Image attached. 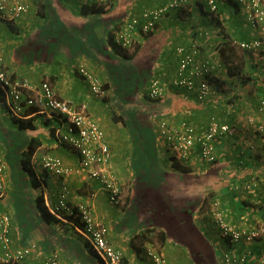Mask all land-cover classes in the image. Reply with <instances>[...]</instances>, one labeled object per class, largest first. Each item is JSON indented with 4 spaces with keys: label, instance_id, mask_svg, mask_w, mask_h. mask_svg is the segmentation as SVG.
<instances>
[{
    "label": "crops",
    "instance_id": "crops-1",
    "mask_svg": "<svg viewBox=\"0 0 264 264\" xmlns=\"http://www.w3.org/2000/svg\"><path fill=\"white\" fill-rule=\"evenodd\" d=\"M21 1L28 4V10L21 17L13 21H0V55L6 70L13 77L27 80L34 87H39L42 81L48 80L61 99L77 106L85 104L87 111L100 122L106 132L108 143L113 150L112 165L115 172L126 171V176L133 182L139 181L148 185L149 194L156 188V181L160 182L159 186L164 187V183L174 182L172 177L176 175L173 187L180 196L189 197L197 190V183L193 186L185 185V181L181 183L177 178L178 174L196 175L206 172L211 165L207 166L210 162L200 158L198 148L186 159H181L169 153L173 151L168 147H149L150 143L142 133V153H136V142L131 139L127 127H130L128 114L135 111L137 115L140 109V103L136 104L141 101L138 98L149 100L150 105H144L145 107L140 109L144 112L138 116L142 122L149 121L156 115L174 118V121H178L177 125L186 120L197 125L201 123L202 126L206 120L200 119L209 116L228 121L235 127V131L233 134L223 135L216 144L215 163L225 165L226 168V164L230 162L231 170L210 175L208 190H215L219 197L227 196L226 208L233 211V204L236 203L239 208L242 206L246 209L242 212V227L255 226L264 229V141L255 131L258 123L264 118V113L257 109L258 103L264 99V22L254 24L248 19V13L241 5L239 8L235 3L221 1L215 15L221 25L217 26L208 11L206 0H191L179 10H172L164 15L149 33H137L136 45L124 49L114 39L111 41L109 34L113 33L115 36L125 20L139 17L145 9L165 5L171 0H104L95 4L102 9L95 13L89 12L90 4L81 0ZM222 34L232 41L261 40L263 46L250 51L242 49V54L243 51L247 52L244 56L245 62L240 69L231 67L235 74H230V69L218 51L220 43L224 41ZM202 36L204 38L200 43L203 54L210 57L215 64L214 72L209 78L217 93L215 96L211 95L207 101L209 107L205 105L207 102L199 103L194 92L176 87L172 83L180 65L178 45H190ZM82 67L87 69L93 78L84 74ZM249 75L252 78L245 83L243 80ZM153 76H158L167 85L164 96L166 105L163 109L153 104L147 94L148 82ZM95 80L102 87L103 93L93 90ZM129 101H135L136 105L131 108L127 105ZM2 103L4 104L0 102V105ZM34 115L27 114L26 117ZM5 116V113L2 115L0 111V117L6 124ZM115 116H121L120 119L123 120H116ZM249 117H255V121L250 122ZM42 121L41 116L35 120L39 125L35 134L42 136L43 140L41 147L55 145L56 151L65 153L67 162H76L77 154L67 147L58 146L49 134V127L44 126ZM11 124L12 127L6 126L17 131L13 122ZM19 133L27 135V140L34 134L33 130H21ZM236 144H242V159L234 151ZM172 157H175V163L177 162L180 168L173 167V161L170 160ZM137 165H140L139 171ZM135 168L137 175H134ZM233 170L240 176L238 180L242 182V189L235 188L233 184H225L227 178L232 182L230 177ZM39 175L41 177L42 174ZM49 175L50 173L47 178L49 185L52 188L58 187L61 184L60 179L55 176L49 179ZM224 175L226 179H222ZM252 179L257 185L253 188L245 187V182ZM65 180L67 185L71 186L73 201L86 196L83 190L85 187L96 189L93 199L96 214L108 223L110 241L124 251L132 264H151L145 258L143 262L134 263L141 252L139 248L130 245L137 240L136 236L143 232L144 227L142 224H135L136 220L134 222V218L130 216L133 210L125 211L122 206L110 203L107 192L94 181L77 175ZM123 193L126 196L124 191ZM132 193L133 189H128L126 199L130 198ZM255 199H259V203L252 204ZM250 203L255 207H251ZM237 209L233 211L234 214L240 213ZM248 210L250 211L247 212ZM251 210H254V214L249 215ZM192 214L200 230L210 235L211 229H206L205 224L200 221L199 212L194 210ZM141 220L142 218L139 222ZM18 238L16 236L14 239ZM208 239L210 240L209 237ZM171 244L166 248L168 255L164 253L167 257L171 256L172 260L179 264H196L188 256V251L183 245L172 247ZM245 246L242 243V248ZM248 246L259 252L264 247V240ZM63 264L71 263L63 260Z\"/></svg>",
    "mask_w": 264,
    "mask_h": 264
},
{
    "label": "built area",
    "instance_id": "built-area-1",
    "mask_svg": "<svg viewBox=\"0 0 264 264\" xmlns=\"http://www.w3.org/2000/svg\"><path fill=\"white\" fill-rule=\"evenodd\" d=\"M82 1L100 3L104 0ZM190 1L171 0L163 6L145 9L141 17L134 16L124 22L117 31L116 41L123 47H130L133 45L137 33L149 32L166 13L177 10ZM221 1H232L241 5L247 11L248 19L254 24L264 22V0H206L211 15H216ZM27 10L28 4L21 0H0V18L13 20ZM234 42L240 49L247 51L263 46L261 40ZM177 52L180 55V65L177 77L172 81L173 85L186 88L189 91H196L199 101L211 96L212 92L217 93L209 78V75L214 72L215 64L210 57L203 54L199 45L196 42L191 45H178ZM82 71L92 78L84 67H82ZM147 87L150 99L158 103L162 102L167 87L166 83L158 76H153ZM0 88L11 115L27 118L29 107H38L40 113L54 119V139L57 145L67 147L77 154L76 162L73 163L67 162L57 153L41 154L37 150L33 155L32 163L36 171L41 168L52 173L61 182L58 187L54 188V192L51 190L44 192L45 203L51 213L65 222L71 215L76 214L79 218L77 224L73 223L76 231L89 241L99 254L103 264H132L125 260L124 251L110 241V229L106 220L96 214L93 200L96 189H91V192L80 200L73 201L70 196L71 188L68 187L64 179L73 175L82 176L88 181H94L105 190L113 205L121 206L126 203L122 186L112 165L113 150L100 122L87 111L85 104L73 105L58 97L54 86L49 81H43L39 87H34L27 80L12 78L5 69L1 55ZM93 90L100 94L104 92L97 80L94 81ZM257 109L264 113V100L261 101ZM249 121L254 122L255 117H249ZM232 130L228 121L215 118L202 126L189 123L186 120L176 126L168 124L165 120L160 122V137L163 138V142H166L167 147L173 151L174 155L181 159H186L191 152L198 148L197 153L200 158L206 161L216 160V144L223 135L231 133ZM255 131L264 141V118L258 123ZM8 170L6 159L0 155V197H4L7 191ZM256 185L257 182L254 179L246 182L247 188H253ZM234 187L237 188L238 185ZM210 207L222 234L231 243V248L223 255V264H264V247L257 252L248 246L264 240V229L255 226L245 228L235 223L231 224L226 220V208L219 199L210 204ZM11 231V217L1 213L0 244L2 252L0 261L11 264L15 262L61 264V258L57 253H42L35 242L30 246L15 247L16 245L12 244ZM242 243L246 245L244 248L241 247ZM140 252L150 259L151 264H179L168 258L160 247L150 242L143 243Z\"/></svg>",
    "mask_w": 264,
    "mask_h": 264
},
{
    "label": "rangeland",
    "instance_id": "rangeland-1",
    "mask_svg": "<svg viewBox=\"0 0 264 264\" xmlns=\"http://www.w3.org/2000/svg\"><path fill=\"white\" fill-rule=\"evenodd\" d=\"M237 30H238V27H237ZM203 38L204 37L202 36L199 40L195 41L201 49H202V46H201L200 41H202ZM244 56H245V53H244L243 57ZM192 92L195 93L196 100L199 103H205L210 99V96H209V97L205 98L203 101H199L197 99V92L196 91H192ZM211 94H212V96H215L214 92H212ZM135 96L138 97L137 95H135ZM138 100L139 101L141 100V101L137 102L136 104L140 103L139 108L141 110L143 109V107H145L144 105L150 106L148 104L149 100L146 101L144 98L143 99L138 98ZM128 104L130 105L131 108H133L135 106V101H133V102L129 101L127 103V105ZM205 105H208V107H209L208 102ZM148 106H146V108ZM152 107H154V106H152ZM154 108L157 109V107H154ZM140 109L137 111L138 112L137 115L135 114L136 113L135 111L132 112L131 114L130 113L128 114L129 115L128 121L130 123L129 124L130 127H127L128 133L131 134V139H134V141L136 142V145H137L136 146V153H138V154L140 152L142 153V149H141L142 145H140V143L144 141V139H143L144 137H145V140L150 143L149 147H151V145H153L154 149L156 147L157 148L160 147V148L164 149L168 145L166 144V142L164 143L163 139L160 138V136H159L158 131H159L160 122L162 120H165V121L169 122V124L176 126L178 121L177 120L174 121L175 120L174 118H167L166 116L162 117V116L156 115V117L150 118L149 121L146 120V121L142 122L141 118L138 116L144 114V112L140 111ZM206 109L208 111V108H206ZM0 111L2 114L5 113V115H6L5 119L7 120V122L5 124L4 123L5 120L0 117L1 135L5 138V140H7V142H11V147H10V145H9V147H7V145H3L1 140H0V142H1V144H0V155L4 156V158L6 159V161L8 163V166H9V170H8V174H7V176H8V179H7L8 180V187H7L8 192L6 191V193H8V196H4V197H6V199H4V197H0V213H6V214L11 216L12 223L14 225L12 235L14 238L16 236L19 237L17 240L14 239L16 245L19 243L25 244L24 242H27L30 239H33L34 242L37 243V241L39 242V241L43 240V238L45 237L44 231H45V229L48 230L50 226L47 225L45 222H43L41 220L39 214H38L37 208L35 207L34 200H33L35 197V196H33L34 190L27 183V179L24 177L25 175L22 173L21 167L17 164L20 150L18 149V147L16 148L17 145H12V143L15 141H17L23 145L25 143V140H27V135H24V134L21 135V133H19L21 131H19V130L16 131L13 128L12 129L8 128L9 125L11 127L13 125L11 124L12 120L9 116L10 113H9V110H8L5 103L4 104L2 103L0 105ZM201 116L202 115H200V117ZM212 118L219 119L217 116H209L207 118L203 117L200 120L204 119V120H206L205 121V123H206L209 120H211ZM200 120H199V122H201ZM42 123H43V121H42ZM200 124H198V126H201ZM6 125H8V126H6ZM37 125H38V123H37ZM38 127H39V125H38ZM16 129H17V127H16ZM141 133L144 134V137L141 136ZM231 133L233 134V132H231ZM231 133H227V134H231ZM148 135H150L149 140H147ZM40 138H42V136H40ZM23 139H24V141H22ZM40 147L38 148V152H40L41 154L42 153L43 154L44 153H57L60 156L65 158V153H61L59 151H56L57 146H55V145H51L50 147H46V148L41 147V149H40ZM59 150H60V148H59ZM165 151L168 152V150H165ZM234 151L238 155V157L242 159V153H241L242 152V144H236V148H234ZM169 153H173V152H169ZM70 156H72L74 158V156L72 154ZM202 160L204 161V159H202ZM135 162H136V160L134 161V163ZM137 163H138V161H137ZM209 165H211L209 170H207L206 172H202V173H196L195 172L196 175L189 174V173L178 174L177 178L179 179V181L181 183H183V181H185V185L188 184L190 186H193L195 182L197 183L196 184L197 190L191 196L188 195L189 197H186L185 195L180 196V193H178L177 190L173 187L174 183L176 182L175 181L176 175H173L172 179L174 180V182H169V183H170V186L172 187L174 193L176 194V197H178V198L170 196V197L163 198L162 201H159L163 204L164 209L158 207L159 203L157 201H152L150 199V197H154V199H156L158 197V195L156 194L157 195L156 196V195L149 194L148 185H143L141 182H136V183L133 182V180L130 179L129 176H126V174H127L126 171H124V172L120 171L118 173L117 171L115 172V169H114V172L118 176V180L120 181V184H121L123 191L125 192L126 196L128 193V189H130V191H131V189H133V193H132L131 201H130V206H131V208H134V209L138 208V211H136V213L138 212L137 214L140 215V217L142 218V221L140 224L146 225L145 224L146 222L159 223L167 231L170 230V234L171 233H178V232L181 233V230H183V227L181 226V219H184V220L190 219L189 208H191L192 211L197 210V212H199L200 221L205 224L206 229H211L210 235H208V233L206 235H208V237L210 238L212 245L216 246V248L218 250L217 257H220L222 254L221 261L223 264V255H224V253L229 251V249L231 248V243L228 242V239L222 234L221 228L216 223V221L213 217L212 211H211L210 204H212L216 199H220V201L225 200L226 196L219 197V196H217L215 190H208V183L207 182L209 180H211V176L214 174V172L219 173V172L223 171V172L227 173L231 170V166H230V162L228 164H226V168H225V165H221L220 163H215V162H213V163L210 162L209 164H207V166H209ZM133 167H134V165H133ZM137 167L139 168L140 165H137ZM202 167L204 168L203 165H202ZM204 170H205V168H204ZM37 171L39 174L44 173V170H42L41 168H38ZM134 172H135L134 175H137L136 174V172H137L136 168H135ZM52 178H53V174L50 173L49 179H52ZM222 178L226 179L225 175ZM64 179H66V178H64ZM225 184H228V186H232V182L229 181L228 178H227V180H225ZM159 185L160 184H158V186ZM155 186H157V184ZM68 187L70 188L71 186H68ZM46 189L48 190V186H46L45 190ZM83 190L85 191V194H89L91 192V190L86 188V187ZM26 195H28L29 198ZM70 196L71 197L73 196L72 191L70 192ZM257 200H259V199L253 200L252 204L259 203V201H257ZM185 201H189L192 204H188ZM252 204L250 203L251 207H255V205L252 206ZM121 206H122L121 208L125 209V211H126V209L128 207V201L126 200V203L124 205H121ZM223 206L225 207V205H223ZM233 207H232V209L235 212L236 207H234V208ZM184 208H186L188 210H186L184 212V210H183ZM172 209H174L175 214H176V224L178 225V227L181 226L182 228L181 227L180 228L174 227L173 224L170 222L168 216H163V214H165V212L170 213ZM245 210H244V208H242V206H240V208L238 210V211H240V213L234 214V212L232 210L226 208V220L228 222H230L231 224L235 223L236 225L242 226V212H244ZM249 211L250 210H248L247 212H249ZM251 214H254V210L252 211V213H249V215H251ZM156 233L151 232L142 238L140 237V235H137L136 236L137 240L134 239L135 242H132V245H130V246H133L135 248H139V250H140V247L144 242H150V243L160 247L161 249H163L164 253H166V255H168V253L166 252V248L172 242L171 241L163 242L162 240H160L158 238V236H157L158 234H156ZM172 235H175V234H172ZM172 235H171V238L174 239V237ZM171 246L175 247V244L172 243ZM253 248H255V246ZM58 250L64 255L67 263L72 264L74 262H79L80 264L81 263L83 264V260H82L83 256H80L81 255L80 253H76V255L74 256L75 261L73 262V260H70L65 255L62 248H59ZM188 256H190L189 253H188ZM144 258L147 260H150L148 257L145 256V254H143V255L141 254L138 256V260L135 261L134 263L141 262L144 260ZM168 258H171V256H169Z\"/></svg>",
    "mask_w": 264,
    "mask_h": 264
},
{
    "label": "trees",
    "instance_id": "trees-1",
    "mask_svg": "<svg viewBox=\"0 0 264 264\" xmlns=\"http://www.w3.org/2000/svg\"><path fill=\"white\" fill-rule=\"evenodd\" d=\"M229 2H232V1H229ZM232 3H235V2H232ZM86 4H90L89 5L90 7L88 8V10L91 13L102 11L101 7H99V6L96 7L95 4H97V3H86ZM235 4H236V6H238L240 8V5L238 3H235ZM86 6H88V5H86ZM112 6H113V4H111V7ZM86 8H84V9H86ZM211 18L217 26L221 25L218 18H216L215 16H212V15H211ZM109 36L111 38V41H113V39H114L113 33H110ZM222 36L224 38V41H222L219 45V52H220L221 58H222L223 62L230 69L229 70L230 74H235V72L233 70L231 71V67L240 69V67H242V63L245 62V57H243V55H244V53L246 54L247 52L243 51V54H242V49H240L239 46L234 41L231 40V38H229L223 34H222ZM251 78L252 77L249 75L248 78L244 79L243 81L245 83H247L248 80H250ZM2 94L3 93H2V90L0 88V102H3V100H4ZM262 100H264V99H261V101ZM161 101L162 102H159V103L154 101V104L161 107V109H163V107L166 105V102H165V99H163ZM231 101L234 102V100H232V99H231ZM261 101L258 103V106L261 104ZM38 112H39L38 107H29V109L27 110V113L28 114L34 113L35 115L33 117L19 118V117H15L11 114L9 116H10L13 124L17 127L18 130L27 131V132L30 130H33L34 134H35V131L38 130V125L35 123V120H36V118H38V116L39 117L41 116V118L43 120V124L46 127H49L50 136H54V132H55V130H54L55 127H53L54 119L48 118V117H46V115H43L42 113H38ZM120 118H122V117L121 116H115L116 120H123ZM34 134L23 145L17 141L13 142L14 144L12 143V145H17L16 148L18 147V149L20 150L17 164L21 167L22 173L25 175L24 177L27 179V183L34 190L33 196H35V197L33 200H34L35 207L37 208L38 214H39L41 220L50 226L48 230L45 229V231H44L45 237L43 238V240H41L39 242L37 241V243H36L39 251H41L42 253H50V252L51 253H57L61 258V264H63V260H65L66 258L58 250L59 248H62L65 255L70 260H73V262L75 261L74 256L76 255V253H80L81 254L80 256H83V258H82L83 264H103V261L100 258L99 254L93 249V247L91 246L89 241L86 240L83 237V235L79 234L76 231L73 223L77 224L79 222L78 216L76 214H73L68 218V221L65 222V221L59 219L58 217H56L55 215H53L51 213V211L49 210L48 206L46 205L45 198H44V192L47 189L45 190V188H46V186H48V190H51L52 192H54V188H52V186L49 185L48 180H47L49 172L44 171V173L40 177V175L38 174V172L36 171V169L32 163V158H33L34 153L36 152L37 148L41 146V144L43 142V140H42V138H40V136H37V134H35V135ZM149 136L150 135H148L147 140H149V138H150ZM0 140H1L3 145H7V147H9V145H10V147H11V142H7V140H5V138L1 135V132H0ZM174 159H175V157H172L170 159L171 161H173V167L174 168H180L178 166V164H176L177 162L175 163ZM215 161L216 160H214L212 162H215ZM182 169L183 168H181V170ZM183 170L186 171V169H183ZM138 171H139V168H138ZM239 177L240 176L237 175V171L234 172V170H233L232 176L230 177L232 179V184L234 186L238 185L237 188L242 189V186H240L242 184V182H239V180H238ZM156 182H157V186L152 192H150V194H152V195L157 194L158 197L156 199H154V197H150V199L152 201H157L159 203L158 207L164 209L163 204L159 201H162V199L165 197H170V196L176 197V194L174 193L172 187L170 186V183H164V187H161V186H158V184L160 182L159 181H156ZM135 183H136V181H135ZM245 187H246V184H245ZM7 192H8V190H7ZM228 193H229V191H228ZM228 193H227V195H228ZM5 196H8V193H6ZM26 196L28 197V195H26ZM176 198H178V197H176ZM227 198L228 197L226 196V199ZM4 199H6V197H4ZM226 199L222 201V203L224 202L223 205H225V203L226 204L228 203L227 202L228 200H226ZM126 200L128 201V207L126 210L127 211L133 210L131 212L130 216L132 218H134V222L136 220L135 224L139 225L142 220L139 222V219H141V217H140V215L137 214L138 212L136 213V211H138V208L137 209L131 208V206H130L131 197L130 198L128 197ZM185 202L187 203V201H185ZM188 204H192V203L189 202ZM233 206H235L236 209L239 208V205L236 203L233 204ZM183 210L185 212L188 209L184 208ZM189 212H190V219L189 220L188 219H185V220L181 219V226L183 227V230H181V233L178 232V233H171L170 234V230L167 231L161 224L146 222L145 223L146 225L142 224L144 227V230L140 234V237L142 238L151 232H155V233L157 232L156 234H158L157 235L158 238L160 240H162L163 242L171 241L175 245H183L186 248V250L188 251L191 259L196 264H222V261H221L222 254L220 257H217L218 250H217L216 246L212 245V243L208 239L207 235L205 233H203L202 230H200L198 223L196 222L195 218H193L192 213L194 211H192V209L189 208ZM163 216H168L170 222L173 224L174 227H176V228L181 227V226L178 227V225L176 224V214H175L174 209H172L170 213L165 212V214H163ZM13 228H14V225L12 223V231H13ZM109 229H110V227H109ZM12 231H11V234H12ZM172 234H175V235H172ZM171 235L174 237V239L171 238ZM33 242H34V240L30 239L29 241L24 242L25 244L19 243L16 245L15 241H14V237L12 235V244L14 246L16 245L15 247H17V246H30ZM1 252H2V248H1V244H0V254H1ZM124 258L126 261H130V258L127 255H125ZM145 260H147V259H145ZM141 262H143V261H141ZM147 262L151 263L150 260H147ZM77 263H79V262H77ZM0 264H11V263H6L5 261H0ZM13 264H21V263L15 262Z\"/></svg>",
    "mask_w": 264,
    "mask_h": 264
},
{
    "label": "clouds",
    "instance_id": "clouds-1",
    "mask_svg": "<svg viewBox=\"0 0 264 264\" xmlns=\"http://www.w3.org/2000/svg\"><path fill=\"white\" fill-rule=\"evenodd\" d=\"M83 3H85V2H83ZM85 4H86V3H85ZM161 6H163V5H161ZM182 6H183V5H182ZM180 8H181V7H179V9H180ZM179 9H177V10H179ZM143 12H144V11H143ZM170 12H171V11H169L168 13H170ZM24 13H25V12H24ZM24 13H23V14H24ZM168 13H166V14H168ZM23 14H22V15H23ZM142 14H143V13H142ZM166 14H165V15H166ZM141 16H142V15H140L139 17H141ZM212 16H215V15H212ZM20 17H21V16H20ZM136 17H137V16H136ZM18 18H19V17H18ZM18 18H16V19H18ZM2 20L13 21V20H15V19L10 20V19H5V18H0V21H2ZM125 21H126V20H125ZM125 21H124V22H125ZM124 22L122 23V25L124 24ZM157 23H158V22H157ZM157 23H156V24H157ZM156 24H155V26H156ZM155 26H154V27H155ZM154 27H153V28H154ZM120 28H121V27H120ZM120 28H119V29H120ZM153 28H152V29H153ZM119 29H118V30H119ZM152 29H151V30H152ZM118 30H117V31H118ZM151 30H150V31H151ZM150 31H149V32H150ZM149 32H146V33H149ZM116 34H117V32L115 33V36H114V40H115V41H116V38H115V37H116ZM141 34H145V33H141ZM116 43H117L121 48H124V49H126V48H130V47H132L133 45L136 44V37H135V41H134L133 45H131L130 47H123V46H121L117 41H116ZM193 43H194V42H193ZM182 45H183V44H182ZM190 45H191V44H190ZM179 56H180V55H179ZM4 66H5V65H4ZM5 69H6V68H5ZM86 70H87V69H86ZM6 71H7V70H6ZM7 72H8V71H7ZM8 74H9L12 78H15V77H13L9 72H8ZM92 78H93V77H92ZM16 79H17V78H16ZM21 80H24V79H21ZM44 81H48V80H44ZM42 82H43V81H42ZM42 82H41V83H42ZM49 82H50V81H49ZM50 83H51V82H50ZM51 84H52V83H51ZM101 89H102V87H101ZM102 90H103V89H102ZM2 95H3V94H2ZM3 98H4V95H3ZM3 102L5 103V98H4ZM230 125H231V124H230ZM231 127L233 128L232 132H234V131H235V128L233 127V125H231ZM158 132H159V136H160V132H161V131H160V126H159V131H158ZM52 137L54 138V136H52ZM160 138H161V137H160ZM162 139H163V138H162ZM38 148H39V147H38ZM38 148H37V150H38ZM37 150H36V151H37ZM173 155H174V153H173ZM174 156H175V155H174ZM216 159H217V158H216ZM209 162H212V161H209ZM227 239H228V238H227ZM228 241H229V239H228ZM144 243H146V242H144ZM229 243H230V242H229Z\"/></svg>",
    "mask_w": 264,
    "mask_h": 264
}]
</instances>
